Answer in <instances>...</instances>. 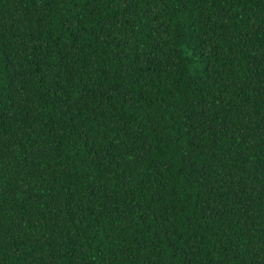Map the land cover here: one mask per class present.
Segmentation results:
<instances>
[{"label": "trees", "instance_id": "obj_1", "mask_svg": "<svg viewBox=\"0 0 264 264\" xmlns=\"http://www.w3.org/2000/svg\"><path fill=\"white\" fill-rule=\"evenodd\" d=\"M0 264H264V0H0Z\"/></svg>", "mask_w": 264, "mask_h": 264}]
</instances>
